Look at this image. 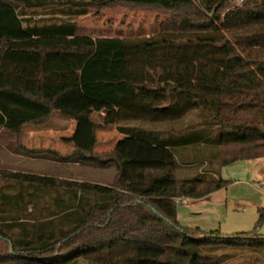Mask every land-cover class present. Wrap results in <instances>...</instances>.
Wrapping results in <instances>:
<instances>
[{
	"label": "trees",
	"instance_id": "obj_1",
	"mask_svg": "<svg viewBox=\"0 0 264 264\" xmlns=\"http://www.w3.org/2000/svg\"><path fill=\"white\" fill-rule=\"evenodd\" d=\"M221 6L222 0H0V128L20 141L24 126L46 124L57 100L80 89L115 109L118 133L167 148L174 170L199 159L228 166L264 157V0L222 18ZM89 8L168 17L148 37L92 39L78 36L72 20ZM45 10L57 18L33 19ZM191 116L198 122L186 124ZM94 139L91 131L88 150L76 147L67 156L35 152L113 166L111 186L0 172L10 182L4 187L16 189H0V242L9 248L0 264H213L216 248L256 237L179 226L175 199H204L228 185L212 168L161 192H125L119 183L129 160L117 151L93 154ZM186 149L207 155L187 162ZM156 174L164 180L169 169Z\"/></svg>",
	"mask_w": 264,
	"mask_h": 264
},
{
	"label": "rangeland",
	"instance_id": "obj_2",
	"mask_svg": "<svg viewBox=\"0 0 264 264\" xmlns=\"http://www.w3.org/2000/svg\"><path fill=\"white\" fill-rule=\"evenodd\" d=\"M260 1L262 0H222L218 14L222 18L231 9ZM49 13V10H45L35 15L33 19L57 18V15L53 16ZM167 17L166 14L154 10L89 8L86 15L77 16L72 20L76 24L78 36L92 39H134L157 34L160 31V25ZM96 105L101 104L97 102ZM85 110H76L77 114L81 113V117L71 122L74 123L73 128L75 131H80V139H86L88 143H90L91 131L94 132L93 154L101 155L117 151L130 160L128 173L119 183V188L125 192H142L143 194L161 192L172 186L175 179H191L196 175L207 173L212 168L217 177L226 181L228 185L207 198L196 201L187 199L184 203H176V220L179 226L186 230L199 229L204 233L217 232L225 236L254 233L256 237L252 240L245 239L241 242L243 243L241 247L216 248L211 258L216 257L217 260L212 262L213 264H264V244L261 247L255 245L257 238H264V187L262 185L264 157L241 160L228 166L210 165L209 161L202 163L199 159L192 165L174 170L176 161L167 149L134 146L128 143H119L115 145V148V141L107 145L109 139H112L109 129L115 127L111 109L104 108L99 112L96 107L89 105ZM185 122L193 125L198 122V118L191 116ZM101 129L105 131L103 138L99 133ZM158 130H162L161 127ZM21 145V140H17L4 129L1 131L0 172H11L7 170L8 167L19 170L16 164H12L13 159L7 152L24 153L37 158V162L32 163L39 170L37 175L103 186H111L115 182L116 172L113 166L99 167L94 164L76 162L75 159L63 161L44 153H36L35 151L38 150H33L31 154L28 150L23 151L24 148ZM89 147L82 150H88ZM75 148L61 151L63 154L60 155L67 156ZM228 150L231 151L233 148L229 147ZM200 154L207 155L204 149H186L181 156L187 162H192ZM166 167L169 169L167 178L158 180L156 173ZM9 183L0 174V189L4 188L6 192H13L14 187H4ZM179 198L181 200L184 197ZM8 249L6 243L0 242V259H6Z\"/></svg>",
	"mask_w": 264,
	"mask_h": 264
},
{
	"label": "crops",
	"instance_id": "obj_3",
	"mask_svg": "<svg viewBox=\"0 0 264 264\" xmlns=\"http://www.w3.org/2000/svg\"><path fill=\"white\" fill-rule=\"evenodd\" d=\"M98 103H100L101 105L98 106L96 105L97 101L90 100L85 96H83L80 89L66 92L61 98L57 100L55 104L54 112L52 113L50 120L46 124L38 127L26 125L22 128L21 146L28 151L51 150L57 152L58 154H63L61 151L71 150V147L74 148L78 147L80 149H85L86 147H89L90 143H88L86 139L83 140L82 138L80 139L79 137V135L81 134L80 131L79 132L75 131L73 128L74 123L71 122L77 119L79 120V118L81 117V113L77 114L76 110L80 111L81 109L84 111L86 108H88L89 105L96 107V109L99 110V112L104 108H110L112 112L111 113L112 117L115 115L114 108L101 102ZM85 113H87V110H85ZM102 129L99 130V133L102 134V138H103L104 136L103 133H105V131ZM2 130L3 128H0V133ZM109 130L112 134V139H109L110 141H108L107 145L115 141L114 142L115 148H116L115 145L119 143H128V144H133L134 146H142V147L149 146L156 149H167V148L152 146L134 137L120 134L116 131L115 127H112ZM116 134H118V136H116ZM7 153L9 154L10 158L13 159L12 164L13 163L16 164V166L19 169L16 170L11 167H8L7 169L8 171L14 173L41 176V175H37V172L39 170L33 166V164L37 162V158L26 155L24 153H17V154H13L10 152ZM58 178L61 179V177Z\"/></svg>",
	"mask_w": 264,
	"mask_h": 264
},
{
	"label": "built area",
	"instance_id": "obj_4",
	"mask_svg": "<svg viewBox=\"0 0 264 264\" xmlns=\"http://www.w3.org/2000/svg\"><path fill=\"white\" fill-rule=\"evenodd\" d=\"M262 185L264 187V177L262 178ZM186 200L187 199H185V198H182L181 200H180V198H177V199H175V203H177V204H179L180 202L184 203Z\"/></svg>",
	"mask_w": 264,
	"mask_h": 264
}]
</instances>
